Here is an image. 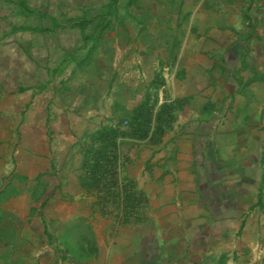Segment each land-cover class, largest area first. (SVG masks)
<instances>
[{
    "label": "crops",
    "instance_id": "0c3cea01",
    "mask_svg": "<svg viewBox=\"0 0 264 264\" xmlns=\"http://www.w3.org/2000/svg\"><path fill=\"white\" fill-rule=\"evenodd\" d=\"M150 1L160 10L123 11L117 27L107 22L109 26L85 35L86 40L97 37L80 62L90 71L79 88L61 76L53 85L54 96H44L40 84L0 96V264H203L213 258L209 247L215 238L205 232L210 216L206 195L221 162L200 155L198 138L203 114L214 109L212 89L237 68L228 67L223 47L215 41L218 33H226L240 42L232 61L247 67V75L238 74L239 87L220 95L226 106L234 99L240 108L253 100L258 82L263 90L259 99H264V34L248 27L222 32L216 25L222 14L214 12L205 26H198L201 12L187 15L185 0ZM209 7L215 10L213 4ZM242 17L249 18L245 12ZM98 50L108 55L101 65L91 58ZM224 65L226 76L216 79ZM158 82L171 99L185 100V106L174 130L158 143H121L123 175L144 203L133 222L117 223L98 211L84 185L83 146L130 115ZM239 88L245 90L239 93ZM83 224L95 240V251L77 261L63 251L57 236Z\"/></svg>",
    "mask_w": 264,
    "mask_h": 264
},
{
    "label": "rangeland",
    "instance_id": "374dc122",
    "mask_svg": "<svg viewBox=\"0 0 264 264\" xmlns=\"http://www.w3.org/2000/svg\"><path fill=\"white\" fill-rule=\"evenodd\" d=\"M185 1L183 6L187 15L191 16L194 9V13L201 12L202 18L197 19L198 26H205L211 20L208 14L214 12L222 14L221 23L216 24L222 32H237V29L248 27L258 35L264 34V10H261L264 0H250L252 3L249 0ZM150 2L0 0V96L18 92L26 85L34 87L38 84L42 85L44 96H54L53 85L59 83L61 76L66 77L67 82L72 80L71 84L79 88L82 83L87 82L86 75L90 71V68L80 62L88 54L93 38L97 37L90 35V40H86L85 35L109 26L107 22L113 28L117 27V16L123 11L139 14L142 10H160V6L155 8L156 4ZM212 4L215 10L209 7ZM256 4L259 6L255 7ZM163 8L161 7L162 10ZM243 12L248 15V19H243ZM74 21L78 22L76 27L73 26ZM50 23L57 24L51 27ZM13 25L26 27L13 30ZM225 34L218 33L219 40L216 39L215 42L223 47L228 67L237 68L233 69L234 74L227 76L225 82L223 80L222 86L216 84L217 87L212 89L211 94L214 93L215 97L211 108H214V112L211 110L203 114L205 121L198 138L201 142L200 155L204 154L203 157L206 156L207 159L213 158L216 163L221 162L220 167L216 168L219 176L209 184L213 189H209L211 192L206 195L209 197L210 216L207 218L205 232L214 236L215 242L209 247L213 258L208 256L203 264H264V160L260 162L261 153L264 155V99H259L263 90L258 82L254 85L257 87L254 88V98H248L247 105L238 108V104L232 99L226 106V99L220 95H223L225 89L234 92V88L239 87L235 78L238 74L246 76L247 67L241 68L236 61L234 64L232 60L237 58L236 43L240 42H237V36ZM105 52L95 51L91 58L98 60L101 65L108 56L104 55ZM71 58L73 61L68 66L60 73L53 74L59 72L64 62ZM76 62L79 63L76 65ZM225 69L227 65L221 70L218 68L221 74H216V79L226 76L223 74ZM165 90L168 91L167 88ZM244 90L239 88V93ZM167 97L170 98L169 93ZM180 101L182 106L176 113L172 128L165 135L174 130L177 118L184 109L185 100ZM212 140L213 146L210 144ZM135 143L154 144L144 141ZM122 173L124 174L123 170ZM258 199L260 202L257 203ZM85 232L87 231L83 234L85 238L91 239L90 234ZM66 238L68 237L64 234L57 236L63 251L76 259L87 257L89 251L84 246L90 249L94 244L93 239L87 244L83 241L87 246L81 244L78 242L80 237L76 244L66 243Z\"/></svg>",
    "mask_w": 264,
    "mask_h": 264
},
{
    "label": "trees",
    "instance_id": "16d2710c",
    "mask_svg": "<svg viewBox=\"0 0 264 264\" xmlns=\"http://www.w3.org/2000/svg\"><path fill=\"white\" fill-rule=\"evenodd\" d=\"M143 102L140 108H134L131 114L126 116L131 120V132L128 135L137 139H146L151 133L150 141L156 144L165 135L170 121L174 120L171 115V105L165 103L157 113L152 114L147 108V99L143 100ZM123 118L113 126L95 133L90 141L85 143L82 150L84 157L82 160V177L85 187L96 198V204L100 213L107 215L108 208L114 207L117 210L116 216L122 215L123 212V216L128 218L134 212L139 215L141 214L144 199L143 196L133 195V190L131 189L133 186H130L132 182L129 179L123 177L122 185H119L117 182V169L120 166L123 169L126 163V158L122 154L120 147L123 141L119 138L121 135L126 134L120 128ZM153 122L155 123L153 124ZM129 182L131 183L129 184ZM258 202H260V199L257 200ZM74 231L76 232L73 234ZM84 231H87L85 233H89L91 239H93L94 244L90 249L84 246L91 240L85 238L83 235ZM64 236L68 237L65 240L66 243L76 244L79 237L78 242L82 244L85 241L86 244L83 243L84 245L82 246L86 249L88 248V256L95 251V240L89 227L85 224L76 228H67ZM84 248L82 249L84 250ZM81 258L75 259L77 261L87 259V257Z\"/></svg>",
    "mask_w": 264,
    "mask_h": 264
},
{
    "label": "built area",
    "instance_id": "2783aa9c",
    "mask_svg": "<svg viewBox=\"0 0 264 264\" xmlns=\"http://www.w3.org/2000/svg\"><path fill=\"white\" fill-rule=\"evenodd\" d=\"M147 108L149 109V111H151L152 114L157 113L158 110H160L161 106L165 103L170 104L171 106V115L174 118V120L170 121V124H168V127L166 128V132H168L171 128H172V124L175 121L176 118V113L177 111L180 110L181 106H182V101L177 100L174 101L173 99H170L167 97V93L165 90V86L163 83L158 82L157 86H156V90L153 91L152 95H150L147 98ZM144 102H141L140 104H138L135 108H140L142 106ZM134 114V113H133ZM155 122H153L154 124ZM120 128L122 131H124L126 134L121 135L119 138L122 141H133V142H149L152 143V141H150V137H151V133L149 134V136L146 139H137L132 137L130 134L131 132V120H129L128 118H123L122 122L120 123ZM122 167L120 166V168L118 167L117 172H116V177H117V182L119 185H122L123 182V173H122ZM132 182V181H131ZM129 182V184L131 183ZM130 186H133L131 189L133 190L134 188V183L132 182L130 184ZM120 206V205H119ZM122 206V205H121ZM109 211L107 215H110L111 217L113 216V218H115V221L117 223L120 222H124V223H129V222H133L135 220V216H137V213L134 212L133 214H130V217L126 218L123 216V212L122 215L119 214V216H116V212L117 210L113 208H108Z\"/></svg>",
    "mask_w": 264,
    "mask_h": 264
}]
</instances>
